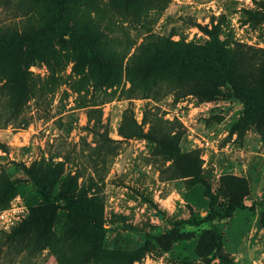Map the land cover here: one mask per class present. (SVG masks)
<instances>
[{"label":"rangeland","instance_id":"rangeland-1","mask_svg":"<svg viewBox=\"0 0 264 264\" xmlns=\"http://www.w3.org/2000/svg\"><path fill=\"white\" fill-rule=\"evenodd\" d=\"M27 1L0 6V28L34 24L22 8ZM72 12L82 27L90 23L107 57L119 58L112 63L115 83L100 87L95 72L86 65L74 69V54L62 52L61 84L42 101L21 107L18 120L26 127L0 124V188L7 181L14 189L6 209L45 207L25 171L54 156L62 175L76 180L89 200L103 239L96 255L82 261L98 228L63 211L50 248L42 251L27 239L1 246L12 239L13 227L0 229V264H264V206L256 205L264 201V0H88ZM213 26L226 63L237 69L233 86L190 67L180 71L182 77L216 98L188 94L174 100L164 81L153 100L126 97L127 63L150 53V41L165 38L211 55V41L199 27ZM29 71L42 79L50 73L39 61ZM235 90L242 100L234 98ZM133 123L144 133L152 126L158 137H176L179 152L190 153L196 167L182 170L167 150L141 138L124 139ZM198 181L218 205L232 192L241 194L245 208L230 219L200 223L209 200ZM189 220L195 224H180ZM175 227L184 239L165 247L161 237ZM143 245L142 258L132 262Z\"/></svg>","mask_w":264,"mask_h":264},{"label":"trees","instance_id":"trees-1","mask_svg":"<svg viewBox=\"0 0 264 264\" xmlns=\"http://www.w3.org/2000/svg\"><path fill=\"white\" fill-rule=\"evenodd\" d=\"M87 1L28 0L22 8L25 9V14H29L26 17H30L34 24L19 30L11 27L0 28V124L2 126L15 125L19 122L21 128L26 127L27 122L23 119L18 120L25 101L32 100L38 103L61 84L60 73L64 67L62 52L71 51V54H74V69L86 65L92 72H95V83H98L100 87H110L115 83L113 78L116 73L112 63L119 58L107 57L102 49L101 40H98L92 28H89L90 23L82 27L78 24V16L72 12L79 5H86ZM6 2L8 0H0V6ZM199 28L211 41V55L199 54L186 44L172 43L160 37L155 38L148 44L150 53L148 52L133 65L130 63L135 56L127 63V79L130 88L125 91L126 97L155 98L153 95H156L158 84L164 81L166 82L164 87L174 93V100L188 94L198 95L204 99L216 98V92L182 77L180 71L190 67L213 72L224 78L226 84L233 86L232 73L237 69H231L226 63L223 45L215 33L214 26L210 30ZM37 61L45 63L49 69L50 73L45 79L29 71V68ZM233 77L236 79L238 75L234 74ZM233 96L237 100H242L236 90ZM247 106L250 105L247 104ZM156 116L157 114L153 113L151 121H154ZM146 118L147 112H145L142 124H145ZM128 129L122 134L124 139L141 138L152 146L167 150L174 157L173 163L182 166V170L196 167L190 153L179 152L176 137H158L152 126L144 133L135 123ZM90 132L93 137L97 135L94 126L91 127ZM166 142L167 145H165ZM54 158L50 156L49 162L44 163L43 161V165L34 162L26 169L28 182L47 204L43 208L28 206L26 217L13 226L10 232L12 239L7 238L5 242H1V246H8L16 239H27L38 245V251L50 248L55 235L53 232L55 221L59 213L64 211L80 224L98 228L95 243L88 248L82 258V261H88L96 255L103 239V231L89 200L82 190H77L76 180L71 176H63L62 164L53 163ZM184 174L187 173L184 172ZM198 182L202 184L205 197L209 200V212L200 223L227 220L236 211L245 208L242 197L239 196L241 194L237 195L232 192L226 193L227 203L225 205H218L217 196L211 193L208 185L203 181ZM2 185L0 188L1 211L7 208L10 192L14 190L7 181ZM256 205L264 206V201L260 200ZM192 222L194 221H182L180 224L191 226L195 224ZM175 228L161 237V242L165 247L184 239L185 235L178 233L177 227ZM71 232H76V229ZM213 235L216 240H220L219 235L214 233ZM145 250V245L139 247L132 253L131 261L140 260Z\"/></svg>","mask_w":264,"mask_h":264},{"label":"built area","instance_id":"built-area-1","mask_svg":"<svg viewBox=\"0 0 264 264\" xmlns=\"http://www.w3.org/2000/svg\"><path fill=\"white\" fill-rule=\"evenodd\" d=\"M27 215V211L22 208H10L0 212V229L8 230L15 226Z\"/></svg>","mask_w":264,"mask_h":264}]
</instances>
